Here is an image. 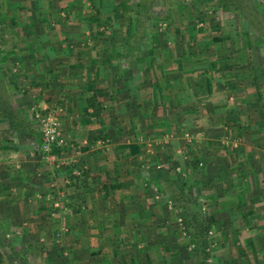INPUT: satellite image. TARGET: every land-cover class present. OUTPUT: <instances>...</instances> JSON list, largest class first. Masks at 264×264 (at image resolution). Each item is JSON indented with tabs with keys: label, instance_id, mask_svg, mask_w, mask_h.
Listing matches in <instances>:
<instances>
[{
	"label": "rangeland",
	"instance_id": "374dc122",
	"mask_svg": "<svg viewBox=\"0 0 264 264\" xmlns=\"http://www.w3.org/2000/svg\"><path fill=\"white\" fill-rule=\"evenodd\" d=\"M148 1L0 0V60L6 63L0 72L3 81L1 90L9 94L13 107L20 113H25L28 122L33 126L29 132L15 135L9 131L8 121L0 117V166L4 167L5 163L6 166L12 164L9 163L10 160L19 162L20 154L33 152L40 159L47 158L54 174L50 173L57 180L56 185L70 187L67 185L69 177L61 171L62 167L74 162L80 165L89 152H100L105 156L129 154L132 151L129 150L128 143L131 141V132L132 142L139 144L141 149L150 148L159 158L150 167H147L150 161H146L144 168L161 170V184L158 186L161 185L165 191L163 193L166 194L158 193V189L153 191V198L157 201H154L157 220H163L164 227L160 230L153 227V230L147 224L143 228H148L146 244L136 235V226L108 225V230L112 229L110 232L116 238L101 240L92 255L88 250L79 251V256L75 255L74 261L75 257H79L81 262L71 264H264V189L258 190L257 179L253 178V181L252 177L242 172L247 171L248 166L255 167L263 176L258 184H262L264 188V146L261 145L264 136L259 133V136L253 134L248 137L247 129L244 128L247 125L245 114L251 111V107L264 105V0ZM98 14L100 15L95 17ZM91 15H94V20L89 19ZM88 25L96 31H107V34H98V41L110 42L116 59V52H123L122 58L125 62L120 63L129 73L135 71L133 66L138 68L144 60L143 56L148 60L157 56L158 61L164 60L168 64L161 65L166 77L179 79L177 83L180 86L186 85L183 77L189 80V88L179 89L191 90V96L188 94L191 99L189 114L184 116V113L175 110V125H162L156 127L157 129L144 126L138 131L128 130L123 122L130 115L121 112L123 106H118V100L113 102L114 92L124 83L116 81L114 84L109 80L117 72V60L114 63L111 61L110 69L106 70L103 53L113 55L111 52L104 48L99 52L97 48L93 49L95 54H99L97 62L101 67L97 78L92 76L93 66L87 57L93 50H89L87 46L76 47L80 51L73 55L68 52L70 48L59 47L70 57L67 63L61 61V65L51 64L52 69H49L44 58L34 57L37 53L45 55L47 43L44 46L42 44L46 40L55 39L58 44L68 39L59 33H50L57 27L66 31L65 28L70 26L85 28ZM130 31L137 34V40L132 41V48L128 46V49H116V42L128 40ZM90 38L92 35L89 39L85 36L82 41L91 42ZM72 60L82 61L84 73L90 71L82 74L84 79L77 85L78 94L74 85L75 78L72 77L71 82L65 79L69 78L67 74L71 67L69 63L73 65ZM156 73L160 75L161 70L150 74L153 76ZM169 88L173 96H178L177 88ZM44 89L48 90L47 95H60L65 99L57 98L56 104H49L51 97L46 98L43 95ZM149 89L145 87L143 92ZM72 92L76 93V97L81 96L80 99H75L80 108L86 105L89 96L97 92L98 100L107 102L108 110L104 111V103L99 116L83 117L85 111L69 113L66 102L74 95ZM39 101H45V104L39 105ZM112 104L116 109L112 108ZM219 106L222 108L219 109ZM232 107L241 111L247 110L240 115L235 114V117H240L237 120L238 126L235 125L237 129L229 128L225 122L230 117L228 114L237 111L235 108L231 109ZM49 112L59 117L65 136L59 157L42 149V119ZM88 112H94L93 108L92 111L88 109ZM164 114L167 115L166 112ZM104 117L107 123L104 122ZM139 117L142 124H147V120L151 118L141 114ZM90 120L97 127L90 126ZM183 124L188 126L187 130ZM84 125L90 126V129ZM94 134L106 137H100L94 145L89 139ZM11 135L18 139V143L13 144L16 149L12 150L11 156L14 153L17 155L6 158L11 150L2 147V142ZM166 145L168 147L165 148ZM254 150L255 155L259 154L258 158H261L256 165L246 162L247 152L254 153ZM52 160L54 161L51 162ZM195 161L198 162L197 166ZM234 164H239V167L235 168ZM117 166L118 162L114 165L111 163L110 171L113 174ZM167 170L172 172L171 175L167 174ZM74 174L79 176L81 173L76 169ZM52 181L49 179L48 182ZM247 181H252L255 192L247 194L242 191L248 187ZM67 191L65 189L66 193H57L55 197L49 192L41 194L42 200L51 204L54 210L38 213L39 218H46L40 221L45 224L39 231L38 226L33 225L37 218L26 221L33 222V231L43 233L41 240L30 241L27 235L22 237L21 229L22 232L9 230L8 225H0V264H43L46 259L40 256V249L56 250L57 254L60 244L64 241L69 243L70 236L77 235L76 232L80 230L75 229L84 224L81 221L76 223L77 226L71 227L69 217L74 211L68 204H72L73 199L69 197L73 195ZM236 195L242 198L243 206L236 208L231 204L235 202ZM109 196L116 200L113 194ZM198 213L202 220L215 221L214 227L206 232L202 240L204 244L199 248L194 227L186 223V219L192 220L193 214ZM55 218L58 219L57 222H53ZM255 221L256 224L252 223ZM119 234L120 239H117ZM64 247L68 254L62 251L63 257L71 258L72 251L65 245ZM63 263L58 258L49 260V264Z\"/></svg>",
	"mask_w": 264,
	"mask_h": 264
},
{
	"label": "crops",
	"instance_id": "0c3cea01",
	"mask_svg": "<svg viewBox=\"0 0 264 264\" xmlns=\"http://www.w3.org/2000/svg\"><path fill=\"white\" fill-rule=\"evenodd\" d=\"M62 29L63 28L61 27L60 28L57 27L55 31H52L50 33H59L65 38L67 36L68 39L60 41L58 44H56L57 41L55 39L46 40L42 44V46H44V44L47 43L45 44V47H47L48 49H46L47 51H45V55H39L37 53L34 54V57L44 58V60H46V64H49V69H52L51 64L61 65V61L67 63L70 57V56H66L65 55L66 53L64 54L62 51L63 49H60L59 47L64 49L70 48L68 50V52L71 53L70 55L78 53L80 51L78 49L85 46H87L89 50H93L94 48H97L99 52L101 49L104 48L109 52H111L113 55L103 53L106 61V70L110 69V65H112V63H114V61L117 60L116 61L118 63L117 72L113 73L109 77L110 78L109 80H111L114 84L117 83L116 81H122L124 83L122 87L118 86L119 87L118 90L114 92L113 102L118 100V106L119 105L123 106V110H121V112L127 116L130 115L128 120L123 122V125L125 127L127 126L126 128L128 130L138 131V129L143 128L144 126L154 127V129H157L156 127H162V125L163 126L175 125L176 122H174L175 120L173 118L175 110L180 111L182 114L184 113V116L189 114L188 106L189 104H191V99H189L188 94L190 93L191 96V92H190L191 90L181 91L179 89L181 87L183 89L189 88L190 82H188L189 80L183 77V79H185L186 85L180 86L177 83V80L179 79L171 78V76L166 77L164 74L165 72H163V70L161 69L162 67L161 65L162 64L168 65L167 62H165L164 60H162V62L158 61L157 60L158 57L154 58V60L147 59L146 62L147 64H144V62L142 61V63L139 64L138 68L136 65L133 66L132 69H134L135 71L129 73L128 70L122 66L123 64L120 63V62H125L124 58H122L123 52L121 54L120 49L121 48L128 49V45H127L128 40L124 39V40H120L119 42H116L115 48L120 50L116 52V55L118 54L116 59V57L114 58L115 52L114 53L112 52V49H114V47H112L111 44L109 45L110 42H107L106 40L98 41L100 39V36H98V34L100 33L107 34V31L105 30L96 31V29L94 30L92 26L90 28L89 25L86 26L85 28L81 26L73 28L72 26H70V28H65L66 31ZM91 35H92V38H90L91 42L82 41V38L86 36L89 39ZM107 37L108 35H106V38ZM125 38L127 37L125 36ZM93 51L90 53V56L87 54V57L90 58L89 62L93 66V69L91 71L92 76H94V78H97L99 76L101 67L100 64H98L97 62V58L99 60V54H95V51L94 52ZM110 56H112L113 58H109ZM47 59H49V61H47ZM111 61L112 63L109 65ZM81 62H82L81 60H72L71 63L73 65L69 63L71 67L68 68V70H70L69 74H67L69 78L65 77L66 81L69 82H71L72 77L75 78L74 81L76 83H74V85L76 86V90L77 89L79 90V87L77 85L82 83L80 82L81 79H84V77H81L82 74H87L88 72H90L88 70L86 71V73H84V67H82L83 65L81 64ZM156 70H161L160 75L159 73H156V75L151 76L150 73L155 72ZM58 76H60V74ZM107 78L108 77H106V79ZM187 78L190 79L189 76H187ZM128 80L130 81V84H128ZM39 81L45 82V80H39ZM166 86H168V89H166ZM145 87L147 89H149L150 87L151 89L143 92ZM169 87H173V88L175 87L174 90H176L177 88L178 96L176 97L173 96L172 90ZM113 88L114 86L111 87L112 90ZM78 90H77V94L79 93ZM47 91H48L47 89H44L43 95H45L46 98L51 97L50 101H48L49 104L51 103L56 104L59 98L62 100L65 99L60 95H54V96H52L51 94L47 95L46 94ZM75 92H72L74 93V95L73 96L71 95V99H67L68 102H66V104L67 106L69 105L68 112L82 113L84 112V110H86V108H88L87 107L88 103H86V105L83 108H80V104H77L75 99L76 98L80 99L81 96L76 97ZM127 92L129 93L127 94ZM196 95L199 94L196 93ZM104 103L105 102H103V104ZM40 104H45V101H39V105ZM113 105L114 104H112V108L116 109L115 106ZM104 106H105L104 111H107L108 110L107 102L104 104ZM220 108L222 107L219 106V109ZM234 108L235 107H232L231 109ZM88 109L89 111H92L91 107ZM236 110L237 108H235V111ZM238 111L240 112L238 113ZM246 111L247 110L244 111L237 110L233 114H228L230 117L229 118L227 117L228 120H225L226 126L229 125V128L232 129L234 127L235 129H237L235 125L238 126L237 120L239 116L235 117V114L240 115V113H245ZM165 112L167 113V115L164 114ZM210 113L213 112L210 111ZM139 114H141V116L144 115L145 117L151 116V118L147 120L146 122L147 124L144 123L142 124V122L140 123ZM183 119L184 117H182V120ZM245 119L247 123V125L244 127L245 129H247L246 136L251 137L253 134L254 136H259L260 135L259 133H262L264 136V105L261 107L256 106L255 108L254 106L251 107V111L245 114ZM85 121L89 122L88 120ZM90 122H92L90 126L94 128L97 127L95 126L96 124L93 125L94 124L93 121L90 120ZM104 122L107 123L106 118ZM188 123L190 124L189 119H188ZM85 126L88 125H84V127ZM90 126H88L87 129H90ZM185 127H186L185 130H187L188 126L185 125ZM251 129H253L256 132L254 133L253 130ZM9 131H11L15 135H18L20 133L16 130H12L10 127H9ZM243 133L245 135L244 129H243ZM20 134H24V133H20ZM130 134L131 132L129 133V139L131 141H129L128 143L131 144L132 139ZM149 138H151V136ZM14 143H18V139H16V136L12 138V135L8 139L4 140V142H2V147H5V149L9 148L11 150L10 154L7 155L6 158L16 157L17 153H14L11 156L12 150L16 149V147L13 146ZM252 143H254V141H252ZM252 145L254 146V144ZM261 145L264 146V141L261 143ZM166 147L168 146L166 145L165 148ZM145 148L141 149L138 152L130 151L129 154L120 153L117 154L116 156H110V155L105 156V154L100 152L96 154H91V152H89V154H86L84 160L81 163L83 164L84 168L86 169L89 168L91 170L90 173L91 179L94 180L92 181L90 186L84 189L74 188V186L64 187L61 185L60 187L58 184L56 185L57 180H54L55 177H52L51 175V173L54 174V172L52 170V167L48 165L49 161H47V158L42 157L40 159L38 158L39 156L37 157V155L33 152H30L29 154L27 153L20 154L21 160L19 162L10 160L9 163L12 162V164L6 166L5 163L4 167L0 166V170H1L0 171V225L2 224L8 225L9 230L17 231L21 229L23 231L22 237L27 235L30 241L36 242L38 239L41 240L42 238L40 237L43 233H40L38 231L44 226L45 222H40V221H44L46 218H44L45 216H41L39 218L38 213L40 214L41 212H46V211L49 212V209L54 210L51 204L49 203L46 204L47 202L42 200L41 194L49 192L53 194V196L55 197L57 193L65 192V189H67L68 190L67 193H72V195L76 198L74 199V197L72 196L69 197V198H73L72 204L75 207L80 208L78 212H72L73 215L69 217V219H71V223H70L71 227H74V225L77 226L76 223L78 224L81 221L84 225H82V227L80 228H78L77 226V229L75 230L76 231L80 230V231L76 232L77 235L70 236L69 243L64 241L63 244H60V246H58L59 248L57 249L58 250L57 254H55L56 250L40 249V251H38L42 254L40 256L46 259L43 260V264H49L50 258L53 259L58 258V260L64 261L63 264H71L77 261L78 263H80L81 258L79 257H75V261H74V256L75 255L79 256L80 253L79 251L88 250L87 252L92 255L95 252L97 244L100 243L101 240H108L109 238L112 239L113 237L116 238L114 236V233L110 232L112 229L108 230L107 228L108 225H112V224H118L119 226H129V225L132 227L136 226V228H134L135 229L134 231L137 233L136 235H138L140 241H145L146 243V241H148V237H147L148 228L144 230L143 228H146L147 224H150L151 229L155 227V230H160V228L164 226L162 225L163 220L162 221L157 220V216L155 212L156 209L155 202L157 201L156 199L153 198L154 196L153 191L160 189L159 188L160 186L158 185L161 184L159 178L160 175H162L161 170L156 171V169L153 168L152 171L147 168H144L146 166V161H150V163L147 164V167H150L151 165H154L159 160V158L155 153H152L153 151H151L150 148L149 149H145ZM256 150H259L258 147L256 148ZM259 156H260L259 154L257 156L255 155V150L254 153H251L249 151L247 152L246 162L247 163L253 162V164L256 165L259 163V160L261 159L258 158ZM56 157H59V155H56ZM167 158L170 157L168 156ZM237 159L242 161L241 158L239 157H237ZM53 161L54 160H52L51 162ZM120 161H122V163ZM117 162H118L117 170H115V173L113 174L112 171H110V165L111 163L114 165ZM234 166L235 168H238L239 164L238 165L234 164ZM242 172L247 176L252 177L251 178L252 180L253 178L257 179V186L259 187L258 190L264 189L262 184H258V181H262L261 179L263 178V176L261 175V172L257 171L255 167L248 166L247 171H242ZM171 173L172 172L170 170H167V174L171 175ZM167 174L165 175L167 176ZM49 179L53 181L48 182ZM247 182H245V184ZM251 182H248L247 183L248 187L243 188L242 191L246 192L247 194L248 192L251 191L255 192L254 191L255 186H253V183ZM163 192L165 191L160 190L158 193L162 195L166 194ZM110 194H113L116 200L113 199L112 196H109ZM147 194H149L150 196H148ZM45 195L46 194H44L43 197H45ZM235 197H236V199H234L235 202L231 203L229 201V203H231L236 208L243 206L244 202L242 201V198L239 197V195H236ZM35 218H37L36 219L37 221L36 223L34 222V224L33 222H29V223L26 222L27 220H33ZM76 219H78V222H76ZM57 221L58 219L55 218L53 222H57ZM157 221L159 224L157 223ZM252 223L256 224L257 222L255 221ZM32 224L36 227L38 226L39 228L38 231L36 232L33 231L35 228L33 227ZM44 228L47 227L45 226ZM140 229L142 230L141 232L139 231ZM122 233L124 234V230L122 231ZM120 235L121 234L118 235L117 239H120ZM64 245L69 250L72 251L73 257H72V253H71V258L69 257L66 259L63 257L62 251L64 254L66 255L68 254V252L65 250ZM30 246L33 247L32 244ZM141 247H143L142 244ZM59 255L62 256L61 257L62 259L58 257Z\"/></svg>",
	"mask_w": 264,
	"mask_h": 264
},
{
	"label": "trees",
	"instance_id": "16d2710c",
	"mask_svg": "<svg viewBox=\"0 0 264 264\" xmlns=\"http://www.w3.org/2000/svg\"><path fill=\"white\" fill-rule=\"evenodd\" d=\"M142 1H144V0H142ZM146 2L148 3L149 1L146 0ZM99 15L100 14H98L95 17H98ZM145 16L147 17L148 15H145ZM89 19L94 20L95 19L94 15H91ZM136 40H137L136 32L130 31L128 33V44L127 45L130 48H132L131 47L132 41H136ZM162 51H164V50H162ZM162 51H161V54H162ZM124 55H127V54L125 53ZM128 55L131 57L130 54H128ZM138 55H139V53H138ZM155 57H157V56H155ZM143 59H144L143 60L144 64H147L146 63L147 58L145 56H143ZM151 60H154V57H152ZM167 60H168V58H167ZM180 61H181V58H179V62ZM168 62L170 63V60H168ZM173 62H176V60H174ZM151 63H152V61H151ZM5 65H6L5 61L0 60V72L3 68V66H5ZM2 84H3V81H2V78H0V117L3 119H6L8 121V126L12 130H16L20 133L29 132L33 126L30 124V122H28V119L26 118L25 113L24 114L20 113V111H18L17 109H15L13 107L12 100H11L9 94L6 91L1 90ZM98 97H99L98 93L94 92L91 96H89L87 98V103H88L87 107L88 108L92 107L94 112L89 113L88 108H86V110H84L85 112L83 114V117L88 116V115H90V116L98 115L99 116L100 111L103 110L104 107H103V103L100 100H98ZM100 137H106V135L94 134V135L90 136L89 139H90V142L95 145L97 143V140H99ZM138 145L139 144L133 142L132 144L129 145L130 150L135 151V152L140 151L141 146H138ZM49 153L60 155L62 153V147L55 144L52 146V149ZM195 165L196 166L198 165L197 161H195ZM76 169H78L81 173L79 176L74 174V171ZM61 171L65 173V176L67 175V177H69L68 178L69 184H67V185H69L70 187L74 186V188L84 189V188H87L88 186H90V184L94 180V179H91V174H90L91 170L89 168L88 169L84 168L82 163L80 165L75 163V162L71 163L66 167H62ZM159 188H160V190H164L161 187V185ZM183 191L184 190H182V192ZM189 191L191 193L192 189L190 188ZM187 194L188 193H186V195ZM72 197H74V196H72ZM68 205L70 206V208L74 212H78L80 210V208L75 207L73 204H68ZM200 217H199V213H198V214H193L192 220L186 219V221H187L186 223L188 224V226L192 224V226L194 227L195 236H196L197 242H198V248H199V246L201 247L204 244L202 242V240H203L206 232L208 230H210L211 228H213L214 223H215V221L213 222L211 219L202 220ZM205 264H208V263L205 262Z\"/></svg>",
	"mask_w": 264,
	"mask_h": 264
},
{
	"label": "built area",
	"instance_id": "2783aa9c",
	"mask_svg": "<svg viewBox=\"0 0 264 264\" xmlns=\"http://www.w3.org/2000/svg\"><path fill=\"white\" fill-rule=\"evenodd\" d=\"M47 115V117L45 116L42 119V149L44 151H51L52 146L55 144L63 147L65 143V136L63 134V128L60 124L59 117H57L53 112H49Z\"/></svg>",
	"mask_w": 264,
	"mask_h": 264
}]
</instances>
